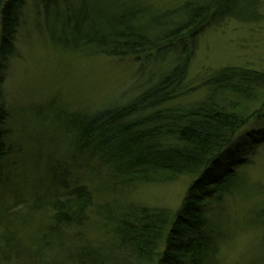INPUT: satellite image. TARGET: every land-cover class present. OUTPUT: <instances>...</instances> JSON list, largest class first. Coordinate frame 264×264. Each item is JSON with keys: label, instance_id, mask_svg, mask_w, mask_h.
Segmentation results:
<instances>
[{"label": "trees", "instance_id": "1", "mask_svg": "<svg viewBox=\"0 0 264 264\" xmlns=\"http://www.w3.org/2000/svg\"><path fill=\"white\" fill-rule=\"evenodd\" d=\"M188 1L175 13L161 15L164 20L179 17L180 22L171 19L163 23L150 15V26L140 28L132 26L137 19L133 15L96 23L87 0H0V85L7 63L16 54V36L27 6L37 19L42 15L51 44L63 52L133 58L141 66L150 57L163 63L168 57L161 56L174 55L170 69L130 104L107 107L90 116H68L65 129L72 137L75 158L95 159L110 169L120 185L193 178L173 216L124 206L127 209L117 215L119 222L111 228L112 220L102 214L104 202L94 203L86 185H75L69 191V168L57 162L44 168L45 179L41 176L48 183L46 189L63 191L49 207L46 224L35 221L40 220L35 216L42 202L33 199L28 210L22 207L0 214V264H107L113 260L117 264H213L220 242L235 239L236 232L227 228L223 233L219 219L215 229L203 212L206 201H219L230 192L236 170L264 144V132L234 141L250 118L234 114L229 111L232 108L227 110L231 106L224 101V95L249 101L255 93L264 92V73L241 68L215 70L202 83L206 91L189 103L191 87L186 76L195 39L208 23L232 16L220 18V0L210 4ZM258 2L254 3L256 10ZM259 18L258 12L255 19ZM6 120V109L0 105V169L9 152ZM71 170L73 173L72 166ZM96 215L110 226L107 234L100 231L103 227H98V220H92ZM94 230L114 242L113 254L85 242ZM250 264H264V253Z\"/></svg>", "mask_w": 264, "mask_h": 264}, {"label": "rangeland", "instance_id": "2", "mask_svg": "<svg viewBox=\"0 0 264 264\" xmlns=\"http://www.w3.org/2000/svg\"><path fill=\"white\" fill-rule=\"evenodd\" d=\"M87 1L93 7L91 12L96 23L108 17L133 15L137 19L132 26L142 28L150 26L147 24L150 15L157 17L156 21H170L172 18L164 20L161 15L175 13L187 0ZM213 1L188 2L210 4ZM255 1H219L220 18L232 17L208 23L197 35L186 76L191 87V95L187 97L189 103L206 91L202 89V83L215 70L241 68L264 73V0L257 3L258 11L254 9ZM25 11L16 36V54L7 63L0 85V105L7 112L4 128L7 130L6 144L9 149L0 169V214L22 207L28 210L33 199L42 202L41 210L35 216L40 220L35 221L39 225L46 224L51 215L49 207L62 197L63 191L46 189L49 186L44 181V168L64 162L71 179L68 190L75 185L89 187L94 203L104 202L102 214L112 220L111 228L119 222L117 215L127 208H147L173 216L193 178L186 176L164 184L120 185L112 177L110 169L101 167L95 159L86 156L75 158L72 137L65 128L68 116H90L107 107L130 104L148 84L155 83L162 73L170 69L173 65L170 59L174 55L161 56L160 59L168 57L163 63L150 57L141 66L133 58L118 60L63 52L51 44L42 15L37 19L28 6ZM258 12L260 18L256 20ZM172 21L180 22V18L174 16ZM56 30L59 31L58 28ZM178 48L180 52L183 50L181 43ZM224 101L231 106L227 110L232 108L229 111L234 114L250 118L236 135L235 142L245 135L264 132L263 91L255 93L249 101L232 100L225 95ZM236 175L226 196L219 201L205 202L203 213L208 223L212 222L216 229L215 222L219 219L223 233L228 232L227 228L237 233L232 242H220L213 264H250L260 253H264V144L255 149L249 161L239 166ZM106 209L111 211H104ZM92 220H98V227H103L100 231L108 233L110 226L102 223L98 215ZM90 227H94V223ZM98 231L89 234L85 242L97 248L110 249L105 251L113 254L114 242L97 234ZM120 257L124 259V256ZM107 264L117 263L113 260V263Z\"/></svg>", "mask_w": 264, "mask_h": 264}]
</instances>
